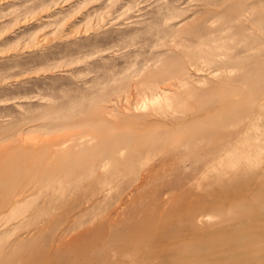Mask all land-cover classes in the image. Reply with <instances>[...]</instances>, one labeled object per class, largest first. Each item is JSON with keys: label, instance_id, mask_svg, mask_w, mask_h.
<instances>
[{"label": "bare ground", "instance_id": "6f19581e", "mask_svg": "<svg viewBox=\"0 0 264 264\" xmlns=\"http://www.w3.org/2000/svg\"><path fill=\"white\" fill-rule=\"evenodd\" d=\"M222 15L250 18L237 5ZM192 52L120 82L103 109L89 102L43 125L46 134L76 126L67 137H1L0 234L10 213L32 209L16 228L33 221L31 240L56 228L46 247L56 264H264V59L219 61L217 80L201 88L195 76L206 70L195 63L209 55ZM184 100L187 112L168 110Z\"/></svg>", "mask_w": 264, "mask_h": 264}, {"label": "rangeland", "instance_id": "374dc122", "mask_svg": "<svg viewBox=\"0 0 264 264\" xmlns=\"http://www.w3.org/2000/svg\"><path fill=\"white\" fill-rule=\"evenodd\" d=\"M263 1L0 0V138L21 129L30 138L67 137L76 126L46 134L43 125L66 121L89 102L103 109L105 100L124 89L120 82L128 84L135 75L143 76L173 58L186 63L185 53L209 55V64L195 63L206 70L195 76V81L205 79L201 88L217 80L210 74L219 61L248 64L256 57L264 59V14L256 11L264 10ZM236 5L249 10L248 21L223 17ZM235 25L241 29L235 30ZM188 101H170L168 110L187 112ZM137 178L138 173L127 177L109 194L104 209L96 210L99 217L113 211L124 187ZM44 198L46 192L34 196L32 205ZM24 210L6 218L0 264H56L46 247L57 229L31 240L33 221L16 228L14 220ZM31 210L22 215L30 218ZM17 237L24 240L15 248L11 242Z\"/></svg>", "mask_w": 264, "mask_h": 264}]
</instances>
